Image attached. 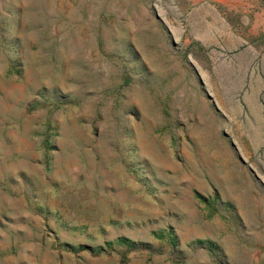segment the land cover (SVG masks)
<instances>
[{
	"label": "rangeland",
	"instance_id": "374dc122",
	"mask_svg": "<svg viewBox=\"0 0 264 264\" xmlns=\"http://www.w3.org/2000/svg\"><path fill=\"white\" fill-rule=\"evenodd\" d=\"M0 264H264V0H0Z\"/></svg>",
	"mask_w": 264,
	"mask_h": 264
},
{
	"label": "trees",
	"instance_id": "16d2710c",
	"mask_svg": "<svg viewBox=\"0 0 264 264\" xmlns=\"http://www.w3.org/2000/svg\"><path fill=\"white\" fill-rule=\"evenodd\" d=\"M167 232H168L167 235H168L169 237H171V240H172L173 242H175L176 237H175L174 233L171 234L169 231H167ZM120 241H127V240L124 239L123 237H121V238H120Z\"/></svg>",
	"mask_w": 264,
	"mask_h": 264
}]
</instances>
